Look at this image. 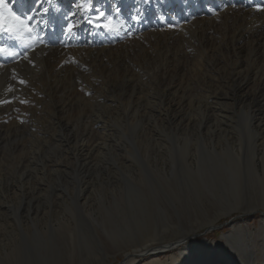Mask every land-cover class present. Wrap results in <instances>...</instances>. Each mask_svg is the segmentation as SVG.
Returning <instances> with one entry per match:
<instances>
[{
    "label": "bare ground",
    "instance_id": "bare-ground-1",
    "mask_svg": "<svg viewBox=\"0 0 264 264\" xmlns=\"http://www.w3.org/2000/svg\"><path fill=\"white\" fill-rule=\"evenodd\" d=\"M260 1L0 0V22L5 23L0 31V48L4 50L0 54V82L15 84L13 90L8 89L13 92L11 109L0 107V121L4 115L10 122L15 113L11 123H0V138L6 137L0 147L5 157V165L0 164V248L19 252L22 246L15 244L28 242V237L21 238L16 231L22 232L25 224L39 217V212L31 214L32 208L88 201L87 190H97V175L106 174L115 164L114 157L127 147L116 134L124 130L115 129L125 120L137 124L143 133L147 124L158 131L160 121H165L173 134L181 129L183 145L189 150L177 149L184 155L195 142L205 152L208 144L226 143L230 134L226 128L235 126L231 123L248 126L252 156L258 146L264 148V109L260 108L254 117V98L246 93L251 81L253 97L264 88V3ZM54 3L59 4L60 19L56 8L51 11ZM203 9L208 10V16ZM11 13L28 27L10 26L7 20ZM110 25L106 33L105 26ZM131 33L136 36L127 41L126 47L117 44L110 48ZM214 43H218L219 50L224 47L230 53L226 61L232 66L228 82L218 87L208 85L206 80V66L217 67L212 63L216 61ZM181 61L188 65L187 75H177V84L164 87L168 83L165 77L177 73ZM193 68L194 73L188 75ZM222 73L216 70L218 80ZM194 78V86L205 92L196 91L189 83ZM205 86L218 91L207 94ZM191 89L197 95L191 94ZM177 94H182L183 100L172 103ZM96 98L101 102L94 105ZM177 109L181 113L173 115ZM192 128L196 130L188 134ZM141 134L133 140L137 141ZM94 155L100 159V166L91 160ZM63 158L75 160L81 167L78 174L85 173L89 180L85 187L76 183V198L75 193L70 189L67 193L62 188L65 185L61 186L65 175L59 159ZM254 160L252 157L250 162ZM4 167L12 174L8 176ZM49 174L52 181L47 178L46 183ZM70 175L73 179V173ZM34 177L39 185L32 182ZM24 212L27 221L22 218ZM216 220L214 217L200 227L206 233L215 228ZM191 234H180L173 239L176 243L146 237L124 248L118 246L124 256L121 264H257L252 252L254 234L242 226L232 227L218 241L192 243L194 252L188 257L181 252L160 258L191 239ZM261 245L264 254V238ZM15 262L23 263L17 258ZM0 264H4L1 254Z\"/></svg>",
    "mask_w": 264,
    "mask_h": 264
},
{
    "label": "rangeland",
    "instance_id": "rangeland-1",
    "mask_svg": "<svg viewBox=\"0 0 264 264\" xmlns=\"http://www.w3.org/2000/svg\"><path fill=\"white\" fill-rule=\"evenodd\" d=\"M260 3H264V1L261 0ZM58 5L54 3L51 11L56 8L60 19ZM201 11L208 16V10L203 9ZM109 20L116 22L115 18ZM129 35H126L127 39L123 38L121 41L112 44L113 46L111 45L110 48L115 47L117 44H119L118 46L126 47L127 41L136 36L132 33ZM212 48H216L218 51L213 56L216 61H212V63L217 64L214 65L217 67L211 69L209 65L206 66L209 69L206 80L208 85L218 87L220 83L228 82L227 73L232 66H230L228 63L229 59L226 57L230 53L224 47H222L223 51L219 50L218 43H214ZM193 59L194 63L197 64L195 55H193ZM126 62H129V60L126 59ZM181 62L177 73H170L169 77H165V81L168 83H164V87L165 84L169 83L173 85L177 80V75H187L186 69L188 65L184 63V66L183 61ZM1 66L4 67V65ZM247 67L250 68L249 65ZM194 70L193 68L188 75L193 74ZM212 70L215 71L213 72ZM216 70L223 72V76L219 80L215 76ZM195 81L196 79L194 78L189 83L196 91L202 90V92H205L202 88H199V90L197 86H194ZM253 83V81L249 83L246 93L249 94L250 99L254 98L256 104L254 103L252 115L257 117V114H259L258 110L260 108L264 109V88L253 97ZM7 86L8 88H5ZM14 87L15 84L11 81L8 84L0 82V91L3 89L0 94V107H9L11 109L13 92H9V90H13ZM205 88L208 91L207 94L218 91L215 88L208 89L207 86ZM4 89L7 90L4 91ZM191 91V94L197 95L192 89ZM181 95L177 94L174 96L172 103L183 100V95ZM97 100L96 98L95 102L93 101L94 105L101 102L100 100L97 102ZM87 106L89 107V105ZM111 113L116 114L112 109ZM144 113L146 114V110ZM180 113L181 110L177 109L172 114L179 115ZM12 115L13 117L9 118L10 122L7 121V117L6 119L2 115L0 123L2 121V124L11 123L15 119V113L13 112ZM159 123L161 128L158 131L147 124L145 126L147 129L145 128L144 133L140 131L137 124L133 125L126 120L125 123L115 125L116 130H119V128L124 130V132L120 131L119 133L116 131V134L117 139L121 137L127 147L124 148L126 150L123 149L121 154L114 157L115 164H112V168L108 172L106 171V174L97 175V177L99 176L97 179L99 185L97 183L95 185L97 190L91 193L87 190L86 195L89 194L87 196L88 201L84 203L81 201V205L71 204L70 201L65 203L56 202L53 204V209L39 207L32 208V211L29 210L33 216L34 212H39V217L33 220V223L25 224L22 232L17 229L16 235L21 238L24 236L31 238L29 240L27 238L28 242L19 241L15 244L16 246H22L19 252L16 249L15 251L8 249L5 252L3 248H0L4 264L20 263L15 262L16 258L18 261H23L22 264H99L104 261L110 262V264H121L124 256L121 251L119 253L118 246L124 248L133 241L146 237L152 240L161 238L164 241L176 243L173 239L179 238L180 234L192 233L190 235L191 239H187V242L180 243L171 252L169 251L160 256L163 259L165 255L170 257L172 254L178 255V253L182 252L188 257L194 252L191 249L192 243H202L204 240L218 241L223 235L230 233L232 227L236 226L246 227L254 234L252 240L254 249L252 248V252L256 255V263L261 264L264 258V254L261 252V244L264 238V231L262 230V225H264L263 145L258 146L255 149L254 156H252L248 126L244 125L243 127L237 123H231L235 125L233 126L235 129L232 130L231 128L233 127L226 128V131L230 133L226 137V143L223 142L224 144L220 143L215 146L208 144L206 145L207 152H205L195 142V145L192 144L190 146V152L188 151V154L184 155L177 149L182 150L185 147V150H189L188 147L183 145L181 129L173 134L167 128L165 121H160ZM76 127L80 128L81 126ZM192 129L188 134L196 130V128ZM160 133H163V135ZM138 134H141V137L137 141L133 140V137L136 138ZM237 137L240 139H237ZM5 139L6 137L0 138V147L3 146ZM262 140H264V137H262ZM175 149H177L176 153H172ZM125 151H131L134 154L129 155ZM2 153L1 148L0 164L3 165L5 157ZM96 156L94 155L91 160L100 166V159ZM252 157L255 158L254 162H250ZM229 158L231 162L230 160L228 161ZM66 159H59L62 163L61 170L65 175L61 186L65 185L62 188L66 189L67 193H69L70 189V192L75 193L76 198V190L74 191L77 187L76 183L81 182L84 184L83 187H85L86 182L89 180L84 175L85 173L78 174L81 167L77 165L75 160L73 162ZM114 162L112 161V163ZM7 168L4 167V170H7ZM6 172L8 176L12 174L8 170ZM70 172L73 173L74 180L71 178ZM49 173L51 174V172ZM50 174L49 177L45 178V182L47 180L48 182L52 181L50 180L52 178ZM14 176L20 175L16 174ZM32 182L37 185L40 184L37 178L32 180ZM43 187L44 185L40 188L43 189ZM37 192L41 193L42 190ZM24 215L25 212L22 213V218L27 221ZM214 217H217V225L215 224L214 229L205 233V230L200 226ZM1 223L2 221L0 220ZM234 246L238 247L236 243H234ZM17 255L20 256L18 257Z\"/></svg>",
    "mask_w": 264,
    "mask_h": 264
},
{
    "label": "snow or ice",
    "instance_id": "snow-or-ice-1",
    "mask_svg": "<svg viewBox=\"0 0 264 264\" xmlns=\"http://www.w3.org/2000/svg\"><path fill=\"white\" fill-rule=\"evenodd\" d=\"M103 15V14H101ZM7 22L10 24L12 27H28L26 22L24 20H21L20 17L16 16L14 13H11Z\"/></svg>",
    "mask_w": 264,
    "mask_h": 264
}]
</instances>
